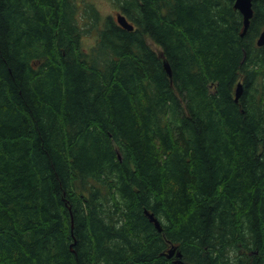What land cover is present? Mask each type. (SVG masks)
I'll list each match as a JSON object with an SVG mask.
<instances>
[{"label":"trees","instance_id":"obj_1","mask_svg":"<svg viewBox=\"0 0 264 264\" xmlns=\"http://www.w3.org/2000/svg\"><path fill=\"white\" fill-rule=\"evenodd\" d=\"M109 1L0 0V264H264V0Z\"/></svg>","mask_w":264,"mask_h":264},{"label":"water","instance_id":"obj_2","mask_svg":"<svg viewBox=\"0 0 264 264\" xmlns=\"http://www.w3.org/2000/svg\"><path fill=\"white\" fill-rule=\"evenodd\" d=\"M234 8L237 9L242 17H243V30L241 33V36H244V34L246 33L249 23H250V19L253 15V10H252V0H234ZM116 22L117 24L126 30H133V25L130 24L127 19L125 18L124 15L118 13L116 15ZM257 46H263L264 45V31H262L256 41ZM160 57L162 58V55H160ZM162 64L163 67L167 73V75L170 77L171 76V71H170V67L168 65V63L166 62L165 59L162 58ZM242 94V84L238 83L235 87V91H234V99L235 101H238V99L240 98ZM146 216L148 217V219L150 220V222H152L155 226V228L160 232L161 231V227L159 224V221L153 216V214L148 213L145 211ZM163 255H165L167 258H172L175 257L176 260H174L175 264H179L180 263V257H181V253L179 251L176 250V247L172 246L166 253H164Z\"/></svg>","mask_w":264,"mask_h":264},{"label":"rangeland","instance_id":"obj_3","mask_svg":"<svg viewBox=\"0 0 264 264\" xmlns=\"http://www.w3.org/2000/svg\"><path fill=\"white\" fill-rule=\"evenodd\" d=\"M76 3L81 8L80 12L83 10V6L86 3L94 5L97 10L99 11L102 18L111 17L115 19L117 13H119L116 6H114L109 0H76ZM117 12V13H116ZM94 36H86L83 39V47L87 50L89 49L94 43Z\"/></svg>","mask_w":264,"mask_h":264},{"label":"bare ground","instance_id":"obj_4","mask_svg":"<svg viewBox=\"0 0 264 264\" xmlns=\"http://www.w3.org/2000/svg\"><path fill=\"white\" fill-rule=\"evenodd\" d=\"M116 13H117V12H116ZM117 14H118V13H117ZM117 14H116V15H117ZM167 23H168V22H167ZM27 30H28V29H27ZM70 231H71V230H70ZM161 231H162V230H161ZM179 252H180V251H179ZM180 253H181V252H180ZM163 254H164V253H163ZM181 257H182V254H181ZM181 257H180V259H181ZM180 259H179V260H180ZM179 264H183V262L180 260V263H179Z\"/></svg>","mask_w":264,"mask_h":264}]
</instances>
